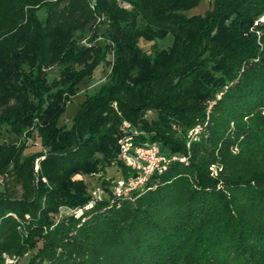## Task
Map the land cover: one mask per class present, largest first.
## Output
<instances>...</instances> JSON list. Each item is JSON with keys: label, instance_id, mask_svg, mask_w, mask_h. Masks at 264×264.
I'll list each match as a JSON object with an SVG mask.
<instances>
[{"label": "trees", "instance_id": "1", "mask_svg": "<svg viewBox=\"0 0 264 264\" xmlns=\"http://www.w3.org/2000/svg\"><path fill=\"white\" fill-rule=\"evenodd\" d=\"M198 1L0 0V125L20 134L32 122L45 148L25 155L31 132L0 145V264H264V0H212L189 14ZM100 24L103 41L88 47ZM104 62L105 79L59 124ZM123 135L187 163L170 160L117 196L118 178L103 171L134 173L118 158ZM95 186L110 192L56 219Z\"/></svg>", "mask_w": 264, "mask_h": 264}, {"label": "rangeland", "instance_id": "2", "mask_svg": "<svg viewBox=\"0 0 264 264\" xmlns=\"http://www.w3.org/2000/svg\"><path fill=\"white\" fill-rule=\"evenodd\" d=\"M211 1L212 0H199L187 12L189 14H203L211 6V3H212ZM122 3L124 4V2H122ZM36 14L41 20H43L45 17V8L40 7L39 9L36 10ZM263 18H264V14H262L259 19H263ZM104 27H105V25L100 24L97 29L94 28V30H92L90 32V35L88 37H92V41L85 39V44L88 47H91L92 44L95 45V43H98V41H103V36L101 33L104 31ZM256 34L259 35V32L257 31ZM171 42H172V35L168 34L163 39H157L156 44H157L158 48H165V47L169 46L171 44ZM106 43H110V41H107ZM140 45L142 46V48L145 51H149V47L151 45V42H148L145 40H140ZM107 58L111 59L110 53L107 54ZM108 70H109V63L104 62V63L100 64L93 71L92 75L89 78H87V80L84 78L78 84L79 87L77 89L76 95L71 96L70 98L66 99L64 111H63V113L59 119V124L64 123L67 126H69L71 124L72 117L78 108L79 102H81L83 100L84 94L86 92L87 93L92 92L94 90V87H96L95 83L104 80L105 75L108 72ZM58 72H59V70H58L57 66H52L51 68H49L47 70L48 80H52L53 78L58 77ZM220 94L221 93L219 92L216 94V96L219 97ZM211 101L212 100H208L207 102L210 103ZM153 115L154 114L148 112L146 114V117L151 118ZM36 131H37L36 126L32 122L30 124L26 125L25 129L20 134H14L6 126L0 125V145L6 146V144H8V143H15L16 145H18L23 138H26L27 133L31 132V135L29 137H27V142H26L27 146H26V150H25V155H29L35 151L40 150V149L44 150L45 148L40 145L39 139L36 137ZM189 141H190V137L187 133L186 143L188 144ZM118 145L120 146L119 139H118ZM177 155H180V154H177ZM180 157H183V155H180ZM39 158H42V156ZM39 158L35 159V161H34V170L36 172H37L38 167H39ZM103 172L105 175H107L109 177L113 176L115 178H119L121 176L120 169H118L117 165H114V164L106 167ZM98 175H99V173H98ZM72 180H82V174L81 173H75L72 176ZM43 181H45V178H43ZM3 183H4V178H3V176H0V192H2L4 189ZM93 188L90 189V194H91V191ZM17 189H18V187H17ZM103 190L106 193L104 195H108L107 192H110L108 189L106 190L103 188ZM90 198H91V196H90ZM83 206H74V207H71L68 205L60 206L59 210L57 212L56 219L57 218L60 219L61 217H65V216L71 215V214L75 215L76 212H79V209L83 208ZM27 257H28V255L26 257H23V258L5 255L3 258V264H24L26 262L25 259Z\"/></svg>", "mask_w": 264, "mask_h": 264}, {"label": "built area", "instance_id": "3", "mask_svg": "<svg viewBox=\"0 0 264 264\" xmlns=\"http://www.w3.org/2000/svg\"><path fill=\"white\" fill-rule=\"evenodd\" d=\"M82 42L85 43V39ZM129 128H131L130 122L123 120L121 129L125 131ZM199 130L200 127L198 125L189 129L187 133L190 139H196ZM134 133H136L135 130ZM119 144L118 158L134 173L118 178L112 184V192L117 196H124L142 188L149 175L165 170L170 160L179 158L180 161L187 163L185 156L167 155L161 151L157 143H136L131 135L120 137ZM104 194L105 191L101 186L94 187L91 191L90 200L83 208L79 209V212H76L75 216L81 214L84 209L91 208L96 201L104 197Z\"/></svg>", "mask_w": 264, "mask_h": 264}]
</instances>
